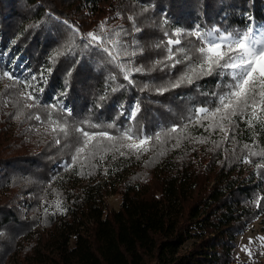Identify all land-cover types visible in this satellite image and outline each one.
<instances>
[{
  "label": "trees",
  "instance_id": "trees-1",
  "mask_svg": "<svg viewBox=\"0 0 264 264\" xmlns=\"http://www.w3.org/2000/svg\"><path fill=\"white\" fill-rule=\"evenodd\" d=\"M100 1L0 0V83L5 65L15 75L0 85V264H241L234 238L264 212V125L233 117L225 140L196 123L197 108L216 103L227 77L157 89L188 63L166 59L175 29L232 30L248 16L262 22L264 0ZM88 33L104 39L89 44ZM181 39L174 53L185 47ZM29 81L43 89L32 108L18 95ZM37 114L39 121L28 118ZM49 119L68 134L54 133ZM109 124L117 137L179 128L161 143L153 138L148 151L87 159L86 150L74 161L77 129ZM110 194L120 195L117 209Z\"/></svg>",
  "mask_w": 264,
  "mask_h": 264
},
{
  "label": "snow or ice",
  "instance_id": "snow-or-ice-1",
  "mask_svg": "<svg viewBox=\"0 0 264 264\" xmlns=\"http://www.w3.org/2000/svg\"><path fill=\"white\" fill-rule=\"evenodd\" d=\"M246 20L247 23L242 28L232 30L221 31L217 28L203 30L199 25H196L191 30L175 29L167 40L168 55L166 59L173 61L171 67H175L177 64H185V61L188 63L185 64L183 72L175 81H171L167 86L157 89L160 93H163L168 91L169 88L193 84L195 80L214 74L219 77H227L228 81L224 89L219 93H213L216 103L211 107H200L196 110V123L204 127L205 131H215L218 129L224 133L225 140L228 138V126L235 123L233 117H239L241 120L246 119L250 127L253 120H256L258 124L264 125V117L257 115L258 108L261 112H264V107H261L264 106V71L254 72L257 58L264 59V21L256 22L252 16L246 17ZM104 27L105 24L102 22L99 28L103 31ZM165 35H168V33H165ZM181 37L186 41V45L175 50V53H179L181 56V58L176 59L171 46L173 44L181 45L184 42ZM187 37H195V40L199 43L193 44V41L187 40ZM86 39L89 44L95 42L99 46L104 37L98 33H88ZM189 45L191 47H188ZM104 50L107 51V49ZM188 52H194L195 55H189ZM109 54L113 60L118 59L119 53L110 52ZM135 70L137 72L144 71L142 68H136ZM3 76L11 78L8 72H4ZM125 78L127 79L128 77L125 76ZM35 79L36 77L33 75L31 80ZM44 79L45 77L42 74L40 80L44 81ZM28 88H32L33 91L28 92ZM42 90V88L37 89L29 81L25 84V88L19 91L18 95L27 100H32L33 104H25L26 108H32L39 103L35 93ZM48 107L54 106H45V108ZM136 110L138 111V106H136ZM66 111L70 113V110ZM131 115H135V111ZM49 117H51L50 112ZM16 118L19 119L20 116L17 115ZM28 118H34L37 121L41 119L38 114L29 116ZM205 120L209 121L207 125L202 123ZM48 122L54 125L52 128L54 133L68 134L65 125L52 119H49ZM89 127L99 128L101 126L90 124ZM113 127L114 125L109 124L105 126V130L91 133L84 129H77L83 138L80 141L82 146L76 149V155L72 159L74 161L81 159V154L86 150L88 152L87 159H92L101 152L113 150L118 151L121 156L125 155L126 153L120 151V148H126L137 153L148 151L147 147H143L147 142L155 138L157 143H161L162 137H170L179 128L178 125H174L168 132L157 131L151 136H135L131 129H123L120 136L117 137L107 131V128ZM94 139L95 143H93ZM125 139L132 141V143L124 144L122 141ZM136 140H139V144L136 143ZM197 142L205 143L206 138H200ZM56 143L59 144L60 140L57 139ZM179 144L180 141L177 139L174 147H179ZM217 146H219L218 143ZM244 147L249 148V145H244ZM250 154L257 155V153ZM259 155H264V152L259 153ZM245 162L248 161L245 160ZM249 242L251 243V239ZM242 250L251 255V252L247 248Z\"/></svg>",
  "mask_w": 264,
  "mask_h": 264
},
{
  "label": "rangeland",
  "instance_id": "rangeland-1",
  "mask_svg": "<svg viewBox=\"0 0 264 264\" xmlns=\"http://www.w3.org/2000/svg\"><path fill=\"white\" fill-rule=\"evenodd\" d=\"M110 0H102L99 4L108 3ZM14 68H8L5 65V72L9 73V77H4L3 82L0 85L6 84L8 79L14 78L13 70ZM257 72V71H254ZM23 84V83H22ZM29 92V90L27 89ZM198 107L197 109H199ZM258 113V112H257ZM258 115V114H257ZM259 116V115H258ZM256 121V120H254ZM40 126L39 124L37 127ZM145 136V134H142ZM132 143V141H129ZM136 143L139 144V140H136ZM148 143V142H147ZM146 143V144H147ZM145 144V145H146ZM107 203L113 209H117L120 203V195L119 194H110L107 196ZM264 216V212L260 214L256 219L249 222L247 226L239 232L234 238V247L232 248V252L234 256H236L237 260L241 262V264H264V231L262 230L261 218ZM251 239V243L249 242ZM190 242L187 241L185 244L188 245ZM247 248L251 255L248 252L242 250Z\"/></svg>",
  "mask_w": 264,
  "mask_h": 264
},
{
  "label": "bare ground",
  "instance_id": "bare-ground-1",
  "mask_svg": "<svg viewBox=\"0 0 264 264\" xmlns=\"http://www.w3.org/2000/svg\"><path fill=\"white\" fill-rule=\"evenodd\" d=\"M254 71H257V72L264 71V59L259 58V57L257 58L256 67Z\"/></svg>",
  "mask_w": 264,
  "mask_h": 264
},
{
  "label": "built area",
  "instance_id": "built-area-1",
  "mask_svg": "<svg viewBox=\"0 0 264 264\" xmlns=\"http://www.w3.org/2000/svg\"><path fill=\"white\" fill-rule=\"evenodd\" d=\"M14 77H15V76H14ZM64 107H65V108H64L65 110H70V109H69V106L64 105ZM245 160H247L246 157H244V158L242 159V162H245Z\"/></svg>",
  "mask_w": 264,
  "mask_h": 264
},
{
  "label": "crops",
  "instance_id": "crops-1",
  "mask_svg": "<svg viewBox=\"0 0 264 264\" xmlns=\"http://www.w3.org/2000/svg\"><path fill=\"white\" fill-rule=\"evenodd\" d=\"M121 199V198H120Z\"/></svg>",
  "mask_w": 264,
  "mask_h": 264
}]
</instances>
